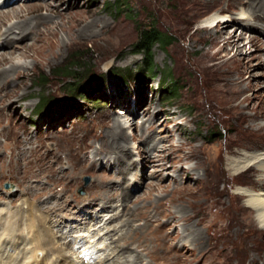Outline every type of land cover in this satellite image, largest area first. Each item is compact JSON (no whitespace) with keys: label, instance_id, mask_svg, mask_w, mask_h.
I'll return each mask as SVG.
<instances>
[{"label":"rangeland","instance_id":"374dc122","mask_svg":"<svg viewBox=\"0 0 264 264\" xmlns=\"http://www.w3.org/2000/svg\"><path fill=\"white\" fill-rule=\"evenodd\" d=\"M15 1L0 0V13L39 3L41 10L25 20L43 18L53 9V20L73 30H58L57 44L50 47L44 42L55 24L41 22L34 38L20 41L19 50H6L1 32L23 19L0 25V43L5 42L0 57L25 65L16 88L11 82L0 87V209L13 211L26 195L23 189L31 185V200L41 208L56 204L57 218L74 225L82 220L79 225L90 227V233L119 215L109 223L118 229L105 243L114 241L111 257H127V264H264V229L238 192L239 187L264 191V173L256 167L235 172L229 165L241 153L264 152V136L246 128L258 116L256 123L264 124V45L250 39L255 35L264 40L263 32L241 35L243 27L232 24L223 36L234 35L237 44L225 49L222 39L217 41L218 29L207 30L203 24L219 10L237 15L249 0L236 1L234 10L229 5L233 0ZM151 24L171 36L169 46H155V57L163 74L171 72L178 79L176 98L170 97L175 91L170 95L162 90L161 73L156 77L144 70L143 82L137 79L144 57L135 53L134 43L139 27ZM38 47L42 50L36 58L22 57ZM78 59L80 68L72 73L81 80L60 73L62 66ZM37 81L43 87L35 86ZM78 85L89 97L70 91ZM235 89L242 90V105L233 99ZM116 121L127 127L132 147V153L123 155V169L129 166L126 181L104 143ZM143 137L150 140L141 142ZM154 143L159 148L146 159L148 151L142 149ZM192 148L197 150L194 156ZM26 149L34 153L23 156ZM137 169L139 182L131 179ZM105 185L116 190L115 198L103 193ZM108 199L114 205L110 211L88 206ZM95 214L101 215V224L89 218ZM194 230L203 237L196 243ZM76 233L89 234L92 242L100 237L91 238L86 230ZM138 245L148 246L151 253Z\"/></svg>","mask_w":264,"mask_h":264},{"label":"bare ground","instance_id":"6f19581e","mask_svg":"<svg viewBox=\"0 0 264 264\" xmlns=\"http://www.w3.org/2000/svg\"><path fill=\"white\" fill-rule=\"evenodd\" d=\"M8 1H9L8 4L17 2L15 0H8ZM236 1L238 2V4L240 3L239 2L240 0H233V2L229 3L232 9L235 8V6H237ZM195 2H197L198 4H209L208 0H195ZM247 3H248V7L241 8L237 15L234 16L230 15L229 12L222 13V11L219 10L218 12L212 14L211 16L203 20L204 27L207 28V30L213 28L218 29L216 30L217 38H218L217 41L220 42V40L222 39L223 47L225 49H227L228 46H232V45L236 46L237 44L236 41L237 38H234L235 37L234 35L229 38H225L223 36L225 33V28L235 23L243 27V32L241 33V35H244V32H247V30L257 31L258 29L259 31L263 32L262 34L264 37V0H249ZM40 10H41V5H39L38 3V4L26 5L25 8L22 7L19 10L16 8H12L11 11H6V12L4 11L0 13V25L5 24L7 21L13 18L23 19L20 22L13 23L8 28H6L4 32H1V34L3 35V37L7 42V46L5 45L6 50L21 48V46L23 45L20 46L19 43L20 41H22L21 44H23V42H26L29 39L34 38V35H36L39 32V30L42 29L40 27L36 28V26L39 25L41 22L47 21L50 24H55L56 30L51 32L50 36L44 42V45L47 44V46L50 47L55 46L57 44V41H55L54 38L57 37L58 30L60 29L73 30V28L69 27L68 24H66L65 22L64 23L55 22L53 20L52 14L53 15L56 14L53 9L48 10L50 11L51 14H49L48 16H43V18L42 16L35 15L36 17H34L32 20H25L27 16L35 12H39ZM50 24L48 25L50 26ZM43 27H45V25H43ZM250 39L251 41L254 42L257 41L258 43L260 40L262 45H264V40L258 38L255 35L253 36L251 35ZM3 43L5 42L4 41L1 42L0 45ZM40 50L42 49L38 47L37 49L35 48V51H33L32 53L26 51L21 55L22 57L36 58V55L40 52ZM239 51L241 50L237 49V52ZM1 54L3 55L4 53L1 52ZM211 57L214 58L215 56H211ZM6 63H12V65L9 68H3L2 70L0 68V87L11 82L12 88L13 87L16 88L17 84L15 80L18 74L21 72V70L25 68V65L15 63V58L13 57L5 56V55L0 57V66ZM238 83L241 84V81H238ZM241 92L242 90L235 89L234 91L235 96L233 97L235 102H237L236 104L239 105H242L244 103V101L240 102ZM260 117L261 116H258V118L255 117L251 119V121H249V124L246 127L249 133L264 136V124L256 123V121ZM144 127L142 126V128ZM113 128H115L114 132H107L106 136L109 137V140L104 143L105 144L107 143L109 145L110 148L109 152L111 151L112 153L110 154L112 156L110 157V159L111 160L114 159L115 163L119 164L121 168V172L126 174L127 173L126 169L129 166L127 167L126 165L125 169H123L124 168L123 166H125V164L127 163L125 161L126 160L125 156L128 155V152L132 153V147L130 145V137L128 136L126 131L127 127H125V125L120 123L119 121H116L114 123ZM144 130L142 129L143 134H145L146 132ZM32 140H33L32 138H26L25 142L33 143ZM122 140L125 142V144L120 143V141ZM140 140L141 142H145L147 140L149 141L150 138L143 137V139ZM127 148H129L128 151H126ZM158 148L159 147L156 143H154L152 147L148 146L147 148H143L142 149L143 151H148V154L147 153L144 154L145 158L149 159L151 157V154H153L154 151H157ZM21 152L22 151H20L19 153L21 154ZM30 152L31 155L34 153L32 149L28 151L27 149L24 150L23 156H27ZM120 152L121 155H119ZM126 152L127 155L123 156L124 153ZM191 152L192 155L194 156V153H196L197 150L195 148H192ZM128 165L130 166L134 165V167H137V164L129 163V161H128ZM229 165H230V169L235 172H241L243 170H249L253 167H256L257 169L261 170L264 173V152L241 153L239 156L231 158ZM138 171L139 170L137 169V173L135 175L133 174V177L131 178L137 182L141 181L142 179ZM66 174L68 175V173ZM127 177L128 176L126 174V177H124V181L127 180ZM262 181H264V178L262 179ZM101 185L104 186V184ZM30 186L31 185L23 189L26 195H24L25 197H23L21 204L18 207H16L13 211L5 212L4 210L6 209L7 206L4 207L5 209L4 208L0 209V264H127L131 261L128 260L127 257H124L125 259L122 258V256L120 255L118 257H115L116 253L113 257H111L114 252L111 251L109 252V249L111 245H113L112 243L114 241H112L111 243H108L106 241L107 243H105V240L108 238L107 236H109L111 232L118 229L117 225L111 226L109 223H111L116 218H118L119 215L111 216L107 221H105L103 226L100 225L97 229L95 227L96 231L94 230L95 232L93 234L90 233L92 229L90 227L87 228V225L86 226H81L82 224L79 225V223H81L82 220H80V222H77L78 224L74 225V223L67 222L65 218L60 219L59 216L57 218L56 216L58 213H56L57 207L55 206L56 205L55 203H54L55 205L53 206L49 205L48 207L45 206L44 208H41L39 204H36L34 200H31V195L33 194L31 192ZM105 186L106 189L105 192L103 193L105 194L108 193L114 196L115 198V196L117 195L116 190H114V188L112 187L109 188V185H105ZM238 192L241 196L246 197V206L252 209L256 213L257 226H259L260 229H264V191L261 190L259 192H254V190L252 191L245 187H239ZM121 195H123L124 199H126L129 196L128 193L124 194V191L121 192ZM110 202H111L110 199H108V203L106 204L89 202L88 206L98 204V206H100L103 211H108V210L110 211L111 207L114 206ZM65 208L66 207L64 206V209ZM50 212L53 214H50ZM100 214L89 215V218L92 221L101 224V221L103 220H101ZM52 223H54V227ZM104 229H106V231ZM85 230L88 231L90 234H93L92 236H90L91 238L96 237L98 235L100 236L99 239L97 241L92 242L93 240H90V238L88 239L87 237L89 236V234L86 236L85 232H84L85 234L76 233V232L80 233V231H85ZM103 230L105 231L104 234H102ZM193 236L195 243L203 238L202 233L199 234L198 231H195V234H193ZM102 244L104 245L101 246ZM138 247H141L143 251L147 252L148 254L151 253V249L146 245H138ZM71 251L72 253H70ZM106 251L108 252L106 253ZM112 258L114 259L110 261Z\"/></svg>","mask_w":264,"mask_h":264},{"label":"trees","instance_id":"16d2710c","mask_svg":"<svg viewBox=\"0 0 264 264\" xmlns=\"http://www.w3.org/2000/svg\"><path fill=\"white\" fill-rule=\"evenodd\" d=\"M171 36L168 35L167 33L161 31L158 29L155 25L151 24L148 26H140L139 27V35L137 41L134 43V48H135V53L142 54L144 59H143V68L141 71L138 72V75H141L139 79L140 84L143 82L145 79V75L142 73L144 70L148 74L152 73L154 76L158 77L159 73H161L160 77V84L162 87V90L165 93H168L172 95L175 91V94L173 96H170L171 98H176L178 96L177 92L180 90V87H177L178 84V79L174 78L171 75V72L168 74H163L162 70L159 69L158 65L156 64V57H155V46L158 44L160 46H169L172 42H170L168 39ZM79 59L74 60V62H71V64H66L62 66L61 69V74H65L67 78H77L78 80H81V76L75 75L72 72L75 71L76 69L80 68L78 66L79 64ZM127 75H130V72H128ZM175 85V88L171 90L170 86ZM35 86L37 87H43V83L40 81H37L35 83ZM81 85H78L76 87L71 88V92H79L80 95L79 97H89L87 94L86 96H83L84 94H81L82 92L80 91ZM141 94V92H140ZM141 97L144 96L142 95ZM43 101V99H41ZM48 104V103H47Z\"/></svg>","mask_w":264,"mask_h":264},{"label":"water","instance_id":"95a60500","mask_svg":"<svg viewBox=\"0 0 264 264\" xmlns=\"http://www.w3.org/2000/svg\"><path fill=\"white\" fill-rule=\"evenodd\" d=\"M85 181H86L87 183H89V177H86Z\"/></svg>","mask_w":264,"mask_h":264}]
</instances>
